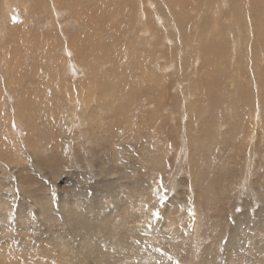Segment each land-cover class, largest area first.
Listing matches in <instances>:
<instances>
[{
	"label": "rangeland",
	"instance_id": "374dc122",
	"mask_svg": "<svg viewBox=\"0 0 264 264\" xmlns=\"http://www.w3.org/2000/svg\"><path fill=\"white\" fill-rule=\"evenodd\" d=\"M59 1L0 0V264H264V0H74L82 62Z\"/></svg>",
	"mask_w": 264,
	"mask_h": 264
},
{
	"label": "bare ground",
	"instance_id": "6f19581e",
	"mask_svg": "<svg viewBox=\"0 0 264 264\" xmlns=\"http://www.w3.org/2000/svg\"><path fill=\"white\" fill-rule=\"evenodd\" d=\"M55 1V0H54ZM57 1V0H56ZM12 2V1H11ZM3 3V2H2ZM56 3H59L58 5H56L55 3H54V5H55V8L53 9V7H52V9L50 10L51 12H54L55 14H56V12H58V11H62L63 13H64V11H65V8L66 7H68V8H70L71 9V11H70V13H72V14H75V16H76V22H77V29H79L81 26H83V32H79V34L77 33L76 35H75V37L73 38V37H71V38H73V39H70L68 42H67V40H66V42H67V48L68 49H65V50H67L69 53H74L75 54V56L76 57H79L81 60H80V62H82L83 60H94L95 58H96V54H94V52H93V50L91 49V47H93V45H95V44H93L90 48L87 46V42H86V40L88 39V37L89 36H92V31L91 30H87V29H85V26L84 25H82V22H84L85 24H87V25H89L87 22H85L81 17H80V15L82 14V10H79V9H77V7H79L78 5H75V1L74 0H60L59 2H56ZM145 3V2H144ZM181 3V2H180ZM5 4V3H4ZM7 4V3H6ZM41 4H43L42 2H41ZM9 5V4H8ZM7 5V6H8ZM14 5V4H13ZM118 5H120V4H118ZM15 6V5H14ZM14 6H12V7H14ZM42 6V5H41ZM44 6V5H43ZM42 6V7H43ZM81 6H83V5H81ZM115 6H116V4H115ZM120 6H122V5H120ZM41 7V8H42ZM44 7H46V6H44ZM116 8V7H115ZM6 9V8H5ZM43 9V8H42ZM119 9H120V7H119ZM75 10L78 12V16L76 15V13H75ZM7 11H9L8 9H7ZM117 11H119V10H117ZM146 11V10H145ZM144 11V12H145ZM115 12V11H114ZM141 12V11H140ZM147 12V11H146ZM145 12V13H146ZM7 13V12H6ZM6 13H4V10H3V15L5 14V16H6ZM53 13V14H54ZM121 13V12H120ZM58 14H59V12H58ZM57 14V15H58ZM141 14V13H140ZM2 15V16H3ZM142 15V14H141ZM1 16V17H2ZM159 16V15H158ZM7 17V16H6ZM4 18V17H3ZM66 18V16H64V18L63 19H57V21H56V19H51V20H49V21H51V27H53V29L52 30H49L47 33H48V35H43L44 37H43V39L44 40H48V41H51V43H55V41H57L56 39H58V38H60V39H58V40H60L61 42H60V44H62V45H64L63 43H65L64 41H62V38H63V36L64 37H66V35H68V29L66 28V26H63V24L64 23H66V21L67 20H64ZM159 19V18H158ZM5 20V19H4ZM159 20H162V19H159ZM144 22H146L147 23V21H144ZM172 22V21H171ZM58 24V26L59 27H56L55 26V24ZM138 23V22H137ZM16 24V23H15ZM149 24V23H148ZM1 25V24H0ZM8 25V24H7ZM6 25V26H7ZM11 25V24H10ZM30 25H32L31 23H30ZM13 26V25H12ZM11 26V27H12ZM90 26V25H89ZM117 26H119V25H117ZM29 27H33V26H29ZM140 27V26H139ZM149 27V26H148ZM6 28V27H5ZM28 28V27H27ZM142 28V27H141ZM146 28V27H145ZM4 29V28H3ZM17 29V28H16ZM93 29V28H92ZM97 29V28H96ZM150 29V28H149ZM149 29H148V31H149ZM57 30H58V33H57ZM94 30V29H93ZM136 30V29H135ZM145 30H147V29H144V31ZM165 30V29H164ZM24 31V30H23ZM33 31V30H32ZM91 31V32H90ZM147 31V32H148ZM2 32V31H1ZM5 33H7V32H5ZM47 33H45V34H47ZM150 33V32H149ZM155 34V33H154ZM141 35V34H140ZM50 36H53L52 38L50 37ZM71 36V35H70ZM50 37V38H49ZM68 38V37H67ZM66 38V39H67ZM97 38V37H96ZM90 39H91V37H90ZM90 39H88V40H90ZM93 39V38H92ZM99 38H97V40H98ZM7 40H8V38H7ZM40 40V39H39ZM87 40V41H88ZM6 41V40H5ZM5 41H4V43H5ZM92 41H96V39H94V40H92ZM91 41V42H92ZM145 41V40H144ZM25 43V42H24ZM98 43H99V41H98ZM97 43V44H98ZM103 43V42H102ZM112 43V42H111ZM100 44H101V42H100ZM104 44V43H103ZM141 44V43H140ZM54 45V44H53ZM52 45V46H53ZM66 45V44H65ZM105 45V44H104ZM110 45H112L113 46V44H110ZM109 45V46H110ZM55 46V45H54ZM97 46V45H96ZM103 46V45H102ZM102 46H100V48H102V50L103 49H105V47H108V45L107 46H104V47H102ZM112 46H110L111 48H112ZM109 47V48H110ZM24 48V47H23ZM49 48V47H48ZM64 48V47H63ZM63 48H61L62 50H63ZM97 48H99V46H97L96 47V50H98ZM1 50V49H0ZM49 50H50V48H49ZM111 51H109L107 48H106V52H108L109 53V55H107V56H104V54L103 55H101L102 53H100V55L103 57H106V59H109V61L110 62H112L113 63V65L114 64H116V61H117V59H115V53H113L112 52V50H113V48L112 49H110ZM64 51V50H63ZM99 51V50H98ZM101 51V50H100ZM99 51V52H100ZM105 51L103 50V52L105 53ZM99 52H98V54L97 55H99ZM102 52V51H101ZM106 54V53H105ZM130 54V53H129ZM117 55H118V53H117ZM98 57V56H97ZM118 57V56H117ZM119 58V57H118ZM121 58V57H120ZM124 58V57H123ZM77 59V58H76ZM98 59V58H97ZM96 59V60H97ZM70 60V59H69ZM68 60V61H69ZM101 60V59H100ZM25 61V60H24ZM75 61V60H74ZM108 61V62H109ZM129 61V60H128ZM4 62V61H3ZM21 62V61H20ZM52 62V61H51ZM79 61L77 60V63H78ZM54 64H58V65H61V68H58L59 70H62V68H63V63H57V61H55V63ZM66 64V63H65ZM79 64V63H78ZM118 64H119V61H118ZM70 65H72V64H70ZM86 65H88V64H86ZM102 65V64H101ZM53 67H55L56 68V66H54V65H52ZM83 70L85 69V66H83L82 64L81 65H79ZM51 67V66H50ZM68 67V66H67ZM114 68H115V66H113ZM65 68H66V66H65ZM76 68V67H75ZM124 69V68H123ZM52 70V69H51ZM64 71H65V69H63ZM69 70H71V69H69ZM76 70V69H75ZM116 70H118V69H116ZM17 71V70H16ZM73 71V70H72ZM92 71V70H91ZM98 71V70H97ZM4 72V71H3ZM93 72H94V70H93ZM112 72V71H111ZM118 72H119V70H118ZM117 72V73H118ZM65 73L66 72H64V74H59V75H61L62 77L65 75ZM113 74V73H112ZM1 75H2V73H1ZM14 75V74H13ZM16 75H17V73H16ZM117 75H119V74H117ZM116 75V76H117ZM76 76H77V74H76ZM75 76V77H76ZM120 76V75H119ZM15 77V76H14ZM21 77H23L22 75L19 77V75H17V78H18V80H19V82H18V84L19 85H22V84H24L23 82H21V81H23L22 80V78ZM109 77H112V76H109ZM108 77V78H109ZM64 79H65V81L67 80L66 78H63V82H64ZM108 80H110V79H108ZM121 80V79H120ZM84 81V80H83ZM83 81H78V82H75V87L73 86L72 88H74V89H78V88H81L80 90H81V92H83V91H85L84 89V87H86V83H83ZM4 82V81H3ZM85 82H87V81H85ZM109 82V81H108ZM5 83V82H4ZM67 83V82H66ZM18 85V86H19ZM121 85V84H120ZM36 86V85H35ZM38 87V86H37ZM107 87H109V89L107 88V90L109 91L110 90V87L111 86H107ZM121 87V86H120ZM28 88V87H27ZM31 88V87H30ZM101 87H99V89H100ZM121 88H123V87H121ZM52 89H53V87H52ZM51 89V90H52ZM106 89V88H105ZM114 89V88H113ZM87 90V89H86ZM120 91V90H119ZM13 92H14V90H13ZM27 93L29 92V94H30V91H26ZM33 92V91H32ZM27 93H25V94H27ZM25 94H21L22 95V100H21V96L19 97L20 99H19V102H18V104L16 105V108H18V106H19V112H18V117H19V119H21L22 120V117L26 114V109H28V110H30L31 109V105H33V103H34V101L33 100H31V101H29L28 100V102L26 101V99H25ZM17 96V95H16ZM12 97H14V96H12ZM16 99V98H15ZM110 99V98H109ZM42 103V102H41ZM24 104V105H23ZM13 105V104H12ZM31 106V107H30ZM30 107V108H29ZM83 107V106H82ZM23 108H25L24 110V112H23ZM84 108V107H83ZM14 111V110H13ZM15 111H18V110H15ZM14 111V112H15ZM13 114V113H12ZM1 115V114H0ZM4 115V114H3ZM15 115V114H14ZM2 116V115H1ZM12 116V115H11ZM25 117H26V115H25ZM30 118V117H29ZM5 119V118H4ZM23 121V120H22ZM30 120L28 119L27 120V122H29ZM15 126V125H14ZM243 132V131H242ZM254 140V139H253ZM241 143V142H240ZM256 143V142H255ZM258 147V146H257ZM240 150V149H239ZM202 157V156H201ZM192 174V173H191ZM95 244V243H94ZM47 256V255H46ZM50 263V262H49Z\"/></svg>",
	"mask_w": 264,
	"mask_h": 264
}]
</instances>
